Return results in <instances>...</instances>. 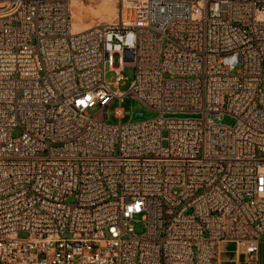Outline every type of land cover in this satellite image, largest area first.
I'll use <instances>...</instances> for the list:
<instances>
[{
    "label": "built area",
    "instance_id": "obj_1",
    "mask_svg": "<svg viewBox=\"0 0 264 264\" xmlns=\"http://www.w3.org/2000/svg\"><path fill=\"white\" fill-rule=\"evenodd\" d=\"M116 1L75 30L71 0H0V264H257L264 0ZM127 96L157 115L108 121Z\"/></svg>",
    "mask_w": 264,
    "mask_h": 264
},
{
    "label": "rangeland",
    "instance_id": "obj_2",
    "mask_svg": "<svg viewBox=\"0 0 264 264\" xmlns=\"http://www.w3.org/2000/svg\"><path fill=\"white\" fill-rule=\"evenodd\" d=\"M117 1L114 0H74L72 3V23L73 28L77 30L76 27L83 26L89 23H95L99 20H107L106 18H114L117 12ZM127 78H122L118 86L112 85L113 89L119 88L120 90H126L130 84V80L133 77V68L126 66L122 71ZM114 75L113 71L107 70L105 77L106 79H111ZM170 76V73L164 72V77ZM177 76V75H175ZM116 107H122L124 109V114L121 117L115 116L114 110ZM98 106L94 105L88 109L89 115L92 116L97 111ZM135 111H142L144 118H149L157 115V111L146 108L138 99L132 97H124L120 100L118 97H115L108 105V121L110 122H128L134 121L137 117L134 115ZM164 116H178V117H195L200 116L199 112H175L169 113L164 112ZM219 121L233 125L236 121V117L229 113H223L218 118ZM14 134L20 132V128H15L13 131ZM68 200H74L73 196H69ZM138 219L133 220L134 232L140 234L144 230V221L137 216ZM233 246V243L225 244V248L228 249ZM230 251L222 252V257L230 255ZM258 264H264V243H261L259 250L257 251Z\"/></svg>",
    "mask_w": 264,
    "mask_h": 264
},
{
    "label": "crops",
    "instance_id": "obj_3",
    "mask_svg": "<svg viewBox=\"0 0 264 264\" xmlns=\"http://www.w3.org/2000/svg\"><path fill=\"white\" fill-rule=\"evenodd\" d=\"M115 2H116V0H114ZM116 8H117V6H116ZM117 13V12H116ZM106 19H112V18H106ZM91 24H93V23H89V24H86V25H83V26H78L77 27V30L80 28H85V27H87V26H89V25H91ZM227 243H233V242H231V241H224V243L222 242V244H221V247H220V252H219V257L221 258V259H223V260H227V261H229L230 262V264H242V260H243V255H239L238 257L236 256V252H235V244L233 243V246L232 247H230V248H228V249H226L225 248V244H227ZM261 243H264V238L263 239H261L260 241H259V243H258V250H259V246L261 245ZM230 251L231 252V254L230 255H226L225 257H222V252H224V251ZM257 264H258V258H257Z\"/></svg>",
    "mask_w": 264,
    "mask_h": 264
},
{
    "label": "bare ground",
    "instance_id": "obj_4",
    "mask_svg": "<svg viewBox=\"0 0 264 264\" xmlns=\"http://www.w3.org/2000/svg\"><path fill=\"white\" fill-rule=\"evenodd\" d=\"M72 3H74V0H71V8H72ZM71 15H72V12H71ZM72 20V19H71ZM73 23H72V27H73ZM77 28V27H76ZM74 29V28H73ZM80 29V28H79ZM76 30V29H75ZM224 243V242H223ZM222 244V243H221Z\"/></svg>",
    "mask_w": 264,
    "mask_h": 264
},
{
    "label": "water",
    "instance_id": "obj_5",
    "mask_svg": "<svg viewBox=\"0 0 264 264\" xmlns=\"http://www.w3.org/2000/svg\"><path fill=\"white\" fill-rule=\"evenodd\" d=\"M136 116H138V117L142 116V112H137Z\"/></svg>",
    "mask_w": 264,
    "mask_h": 264
}]
</instances>
